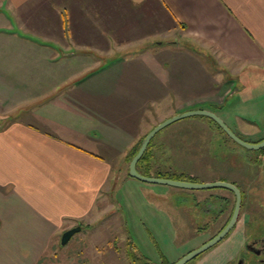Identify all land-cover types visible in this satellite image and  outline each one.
I'll return each instance as SVG.
<instances>
[{
    "label": "crops",
    "instance_id": "0c3cea01",
    "mask_svg": "<svg viewBox=\"0 0 264 264\" xmlns=\"http://www.w3.org/2000/svg\"><path fill=\"white\" fill-rule=\"evenodd\" d=\"M189 42L247 99L246 89L264 83V0H0V264H42L75 226L72 236L88 232L76 264L116 263L118 237H102L100 221L112 209L118 152L72 102L173 93L164 116L217 114L233 89L221 95L223 74L192 59ZM190 62L202 71L193 80L183 77ZM188 84L203 87L188 95Z\"/></svg>",
    "mask_w": 264,
    "mask_h": 264
},
{
    "label": "rangeland",
    "instance_id": "374dc122",
    "mask_svg": "<svg viewBox=\"0 0 264 264\" xmlns=\"http://www.w3.org/2000/svg\"><path fill=\"white\" fill-rule=\"evenodd\" d=\"M188 45L192 59L197 60L200 57L208 65L209 71L215 70V76L223 74L222 80L225 85H219L222 89L221 95L228 87L233 89L224 102L221 100L223 104L215 108L217 115L242 139L251 142L262 139L264 83L252 84L251 89H246L249 93L247 99H244L239 84L230 86L227 70H219L212 58L207 53L199 52L194 43L189 42ZM171 50L180 51V46ZM162 54L158 56L161 62L165 60ZM193 66L191 64L188 69L184 68L183 77L193 80L201 75L202 71ZM250 78L251 82L261 79L256 75ZM122 82L124 85L127 84ZM188 86L190 90H201L203 87L202 84H188ZM127 87L131 86L127 85ZM190 90L186 94L196 93L195 90L194 92ZM170 94L156 100H134L116 95L113 99L72 102L81 105L89 115L94 116L87 125L90 128H104V136L109 143L116 145L118 152L114 157L113 175L107 194L112 209L100 221V225L106 227L102 229V237L111 238L116 235L118 247L122 248L121 254L118 252V260H114L115 264H120L121 260L126 264L125 243L128 238L137 246L139 253L148 257L153 263L174 262L216 233L217 225L213 224L212 219L218 210V202L214 199V194H227L233 201L232 195L222 187L188 189L144 182L128 176V164L133 157L131 155L133 150L140 146L143 137L151 128L170 117L164 114L176 106L175 96L173 93ZM191 102L190 100L188 103ZM127 135L130 137L132 135V143L126 142ZM151 145L153 173L157 170H168L171 173L185 171L195 175L198 182H212L220 177H224L222 180L231 181L237 179L239 173H258L259 180L254 181L253 186L260 184V179L263 177L261 171L263 165L260 164L264 159L262 151L248 149L234 142L206 116L192 115L167 124L155 134ZM255 160L258 165L253 164ZM243 188H247V196L244 197V207L231 235V238L235 237L237 242L242 240V222L247 212L245 205L254 202L253 187L248 189L246 182ZM254 203L261 206L257 200ZM201 225L206 227H199ZM82 230L83 235L72 236L65 245H61L58 239L56 253L50 250L42 264H76L77 257L82 256L77 251L79 248L78 245L76 246L77 241L79 240L78 244L80 242L87 244L86 227L84 226ZM100 246L104 249L106 245L100 243ZM211 252L210 250L202 254L199 260L210 255ZM106 255L108 258L112 257L113 249L111 248ZM88 257L92 263L94 260L92 254L89 253ZM98 259H100L99 263L105 261V257ZM196 262L197 260L193 259L188 264Z\"/></svg>",
    "mask_w": 264,
    "mask_h": 264
},
{
    "label": "flooded vegetation",
    "instance_id": "af4514ba",
    "mask_svg": "<svg viewBox=\"0 0 264 264\" xmlns=\"http://www.w3.org/2000/svg\"><path fill=\"white\" fill-rule=\"evenodd\" d=\"M260 150L264 154V147L260 148ZM256 161L257 160L253 162L254 165L259 164ZM260 164L263 165L261 169V171L263 172V177L262 179H260V184H256L255 186H253L254 181L259 180L257 179V177L260 175L258 173H239L237 179L228 181L240 190L241 206L239 214L241 212V209L244 207V197L247 196V188H243V184L246 182L248 189L250 187H253V201H259L261 203V206L259 207V205L255 204L254 202H252V204L245 205L247 208V212L244 218L245 220H243L242 222L243 232L241 242H237L235 237L231 238V235L234 232L235 227L237 226V222L239 219L238 215L236 223L229 231V233L205 252L207 253L210 250L212 251L210 254L211 256L208 257L207 255V259L208 261L210 260L213 264H264V159ZM222 179H224V177H220L218 180ZM226 190L232 195L233 201H231V197L227 194H214L215 196H213L214 199L218 202V210L214 214L212 219L213 224L216 223L217 225V231L215 234H217L226 225L234 209L235 194L229 189ZM258 207L260 209H258ZM208 226H210V224ZM199 227L205 228L206 226L201 225ZM214 235H212L211 237H213ZM207 240L203 241L202 243L206 242ZM205 253L202 252L201 254L193 258L194 260H197L196 263L201 262L204 259L202 258L199 260L202 254ZM189 262H187L186 264H188Z\"/></svg>",
    "mask_w": 264,
    "mask_h": 264
},
{
    "label": "water",
    "instance_id": "95a60500",
    "mask_svg": "<svg viewBox=\"0 0 264 264\" xmlns=\"http://www.w3.org/2000/svg\"><path fill=\"white\" fill-rule=\"evenodd\" d=\"M192 115H202L210 118L213 120L225 133L226 135L231 138L234 142L248 148V149H260L264 147V138L258 142H250L242 139L240 136H238L235 132H233L227 124L224 122V120L219 117L217 114H215L212 111L206 110V109H194V110H187L184 112L177 113L175 115L170 116L169 118L164 119L163 121L156 124L153 128H151L143 137L140 146L137 150V152L134 154V156L131 158L129 164H128V174L130 177L136 178L138 180L144 181V182H151V183H161V184H167V185H173L177 187L182 188H188V189H208L212 187H222L229 189L234 192L235 194V205L232 212V215L229 219V221L226 223V225L213 237L208 239L206 242L202 243L198 247L188 251L184 255H182L180 258H178L176 261H174L172 264H186L202 252L208 250L212 246H214L216 243H218L222 238H224L229 231L233 228V226L236 223V220L239 215L240 206H241V193L240 190L233 185L232 183L224 180H216L212 182H198V181H185V180H177L172 178H165V177H157V176H146L142 173H140L137 170V162L145 152L149 142L151 139L155 136V134L160 131L164 126L167 124L176 121L178 119L192 116ZM80 230V226H75L72 228H69L65 230L60 238V244L65 245L71 238V236Z\"/></svg>",
    "mask_w": 264,
    "mask_h": 264
},
{
    "label": "trees",
    "instance_id": "16d2710c",
    "mask_svg": "<svg viewBox=\"0 0 264 264\" xmlns=\"http://www.w3.org/2000/svg\"><path fill=\"white\" fill-rule=\"evenodd\" d=\"M219 129L226 135V133L220 127H219ZM151 144H152V139L149 142V144H148L145 152L143 153V155L141 156V158L137 162L136 167H137V170L140 173H142V174H144L146 176L155 175L157 177L172 178V179H177V180L198 181V179H197V177L195 175L190 174V173H187L185 171L172 172L171 173L168 170H164V171L157 170V171H155L153 173L151 171V169H152V167H151L152 155H151V152H150V149H151V146H152ZM138 148H136V149L133 150V152L131 154L132 156H134V154L137 152ZM128 176H129V174H128ZM125 253H126V264H156V263H153L145 255L139 253V251L137 250V246L129 238L126 240V243H125ZM165 263L166 264H172L171 262H165Z\"/></svg>",
    "mask_w": 264,
    "mask_h": 264
}]
</instances>
